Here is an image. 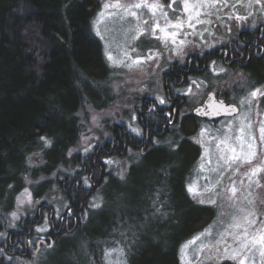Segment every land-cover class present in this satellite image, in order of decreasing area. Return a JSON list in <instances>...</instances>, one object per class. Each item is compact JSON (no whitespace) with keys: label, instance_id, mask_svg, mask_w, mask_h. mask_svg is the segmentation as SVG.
<instances>
[{"label":"rangeland","instance_id":"rangeland-1","mask_svg":"<svg viewBox=\"0 0 264 264\" xmlns=\"http://www.w3.org/2000/svg\"><path fill=\"white\" fill-rule=\"evenodd\" d=\"M99 1L100 9L93 18L91 30L99 40L110 68L107 79L110 97L108 100L102 98V106L83 98L77 111V139L56 162V158H53V164L44 168L47 163L44 147L28 155L26 172L19 176L18 187L13 190L7 209L6 203L0 209L4 214L0 229V234L4 235L0 236V241H5L9 231L17 232L20 229L31 232L29 238L40 237L41 240H35L40 244L35 252L28 253V257L18 260L16 264H129L126 251L111 240L100 244L92 252L80 235L67 242L64 238L62 240L65 242L53 247L60 226H54L56 230L53 232L50 219L53 215L56 219L60 218L57 212L62 216L69 213L70 201L63 190L67 176L74 174L81 161H86L90 156L93 164L102 167L101 156L98 157L97 153L98 145L109 140L112 130L118 125L124 126L128 132H132L131 128L142 132L136 108L143 98L153 99L157 103L159 98L166 99L165 78L170 75L173 66L187 64L191 56L203 55L230 38L237 37L239 30L264 23V0L261 3L256 0ZM133 12L135 15H131ZM236 16L245 19H236ZM149 56L153 59H148ZM137 60L140 62L134 63ZM249 72L233 64L218 62L211 64L209 71L202 76L195 77L189 73V78L182 82L184 84L172 87L179 89L177 93L182 98V118L192 112V108L205 98L210 89L228 93L230 99L241 107L236 117L200 122L191 137L200 146V152L196 168L187 180L186 190L195 202L212 206L214 216L203 230L182 244L179 252L182 264H240L241 259L245 264H264L260 244L253 250L254 254L243 251L235 261L218 259L221 256L230 257L234 249H239L241 241L236 237L243 239L245 231L249 239L264 235V133L261 132V128H264V95L258 94L250 104L241 103L250 99V93L256 89L264 93V82H250ZM194 79L203 83L199 88L193 86L192 92L185 95L190 81ZM100 95L104 96L102 92ZM241 128L245 129L243 133L240 132ZM224 140L227 143L218 148V142ZM160 141L156 139V144L162 143ZM162 141L170 143L171 137ZM50 143L45 139L43 146ZM89 145L92 147L86 152L85 148ZM231 148H235V153L230 151ZM141 153V150L130 148L125 155L101 157L104 163H111L104 164V176L102 172H94L92 176L96 184L102 177L107 176V180L110 175L119 179L122 176L121 183L129 184L126 176L131 165L137 164ZM233 155L237 159L229 160ZM253 169L261 171L249 179L248 174ZM93 184L88 179V185L93 187ZM106 186L102 193L112 195L116 191L115 185L110 183ZM189 186L195 189V193L188 191ZM232 187L237 189L235 195L231 192ZM25 189L31 193L32 204L19 203V200H26V196L22 195ZM103 200L99 189L90 198L88 206L95 209L92 212L93 220ZM123 201V197H118L103 209L117 218L124 211ZM93 202L99 207H92ZM76 208H70L72 214L77 211ZM88 211L86 208L84 213L87 215ZM12 212H16L18 218H14ZM171 214L175 217L177 210ZM28 217L34 219V225L28 223ZM169 220V215H164L158 227L166 225ZM147 223L142 226V232L148 227ZM43 227L47 230L37 231ZM84 228L85 232H91L90 225ZM138 237L144 238L142 233ZM142 245L133 244L132 250L141 252L143 248H138L145 247ZM112 249H122V252L113 251L111 256H106L105 253Z\"/></svg>","mask_w":264,"mask_h":264},{"label":"trees","instance_id":"trees-1","mask_svg":"<svg viewBox=\"0 0 264 264\" xmlns=\"http://www.w3.org/2000/svg\"><path fill=\"white\" fill-rule=\"evenodd\" d=\"M100 5L99 0H0V209L4 203L7 209L32 151L44 147L47 168L53 164L51 159L56 162L75 143L77 111L83 98L102 106V98L110 97V68L91 30ZM248 69L250 82H264L261 59L251 60ZM200 122L187 114L171 129L170 143L150 145L142 151L126 176L129 184L112 175L96 184L92 175L105 171L103 156L99 170L91 156L81 161L63 186L69 207L75 206L77 211L67 217L53 247L80 235L91 252L105 241H113L126 251L129 264H182V244L214 216L212 206L195 202L186 190L200 152L191 138ZM45 139L50 145L43 146ZM85 176L93 187L84 184ZM110 183L116 191L102 193ZM98 189L104 200L93 220L95 209L88 204ZM115 197H123L125 204L117 218L103 209ZM175 209L174 217L171 212ZM167 214L168 223L158 227ZM2 215L0 210V229ZM53 217L51 225L60 226L61 221ZM33 221L28 217L31 226ZM146 222L148 227L142 232ZM87 225L91 232H85ZM133 244L145 247L135 253Z\"/></svg>","mask_w":264,"mask_h":264},{"label":"flooded vegetation","instance_id":"flooded-vegetation-1","mask_svg":"<svg viewBox=\"0 0 264 264\" xmlns=\"http://www.w3.org/2000/svg\"><path fill=\"white\" fill-rule=\"evenodd\" d=\"M253 59H261L264 65V23H260L254 28L239 30L237 37L230 38L224 44L215 47L209 52H205L203 55L197 54L191 56L187 64H177V67L173 66L171 68L170 75L166 76L164 83L166 91L165 100L167 102L163 105H159L153 99L143 98L136 108L138 114L137 117L140 121V127L142 130L140 135L128 132L124 129V126L122 130L114 128L110 139L105 141L103 144L98 145V157H111L118 156L120 154L125 155L128 153L130 148L144 151L148 146L154 145L156 143V139L168 134L171 128L180 124L182 120V98H179L177 91L172 87L173 85L184 84L182 82H185L187 78H189V73L192 76L200 77L209 71L211 64H214L213 62L233 64L236 68H242L243 70L249 71L248 63ZM210 92H215L218 97H222L228 102L237 104V102L230 99L228 93H219L214 89H210L208 93ZM204 99L200 103H202ZM154 105L156 107L153 109ZM237 105L240 108V111L237 114L239 115L241 107L239 104ZM168 113H172V115L169 117L167 115ZM237 115L222 117L220 119L233 118ZM169 119L171 120L170 123L168 122ZM199 119L201 122H208L206 119ZM93 166L96 168L98 165L93 164ZM51 223L52 220L50 219V224ZM51 229L53 232L56 230L54 225H51ZM62 231L63 225H60L57 233H61ZM15 233L16 234L14 235L13 233L8 232L5 241H0V249L4 250L3 255L0 256L2 264H16L18 260L28 257V253L35 252L36 249L40 247V244L35 241L41 240L40 237L29 238L31 232L26 233L23 229H20ZM28 241H34V243L29 244L27 243ZM7 257H12V260L9 261Z\"/></svg>","mask_w":264,"mask_h":264},{"label":"snow or ice","instance_id":"snow-or-ice-1","mask_svg":"<svg viewBox=\"0 0 264 264\" xmlns=\"http://www.w3.org/2000/svg\"><path fill=\"white\" fill-rule=\"evenodd\" d=\"M256 2L257 3H261L262 0H256ZM135 7L139 8L140 5H135ZM131 15H135V13L133 12V13H131ZM249 15H251V13H249ZM236 19H245V17L236 16ZM157 27H159V25H157ZM138 35H139V33H138ZM148 59H153V57L152 56H149ZM139 62H140L139 60L134 61V63H139ZM213 63H215V62H213ZM220 71L223 72L224 69H220ZM202 83H203V81H197L195 79L194 80H191L190 83H189V87H188V89L186 90V92L184 94L185 95L190 94L192 92V87L193 86H195L196 88H199ZM176 91L179 93V89H177ZM258 94L264 95V93H261V90L260 89H256V90H254V91H252L250 93V99L242 100L241 103L242 104H250L251 101L254 100L257 97ZM166 102L167 101L164 98H159V100H158V103L159 104H165ZM220 103L223 104L222 101ZM155 107L156 106L154 105L153 106V109ZM227 107H228V109L230 111H233V112L236 111V108L234 106H232V105H228ZM167 115L170 117L172 115V113H168ZM168 122L170 123L171 120L169 119ZM249 127H250V125H249ZM244 130H245L244 128H241L240 129V132L243 133ZM131 131L134 132V133H136L137 135H140V131L137 128H131ZM261 132L264 133V128H261ZM41 139L44 140V137H41ZM225 143H227V140L220 141V142H218L217 147L219 148L221 144H225ZM248 146L251 147L250 144ZM91 147H92V145H89L88 148H85V151L86 152L89 151ZM230 151L232 153H235V148H231ZM69 154H71V150H70ZM253 155H254V153H253ZM228 159L229 160H235V159H237V157H235L233 155V156L229 157ZM105 163H111V161H105ZM260 171H261V169H253L252 172L250 174H248L249 175V179H251L253 176H255ZM121 179H123L122 176H121ZM84 184L86 186H89L90 187V185H88V178H85L84 179ZM188 191L190 193H195V189L193 187H191V186L188 187ZM236 191H237V189L235 187H232L231 188V192L233 193V195H235ZM22 195L26 196V200H19V198H18L19 203H21V204H23L25 202H27L28 204H32L33 203L32 199H31V193H29L27 189L24 190V193ZM211 202L214 203V201H211ZM36 203H39V201H36ZM92 207H99V204H96L95 202H93ZM156 211H160V209H156ZM68 212H69V215H71V209H70V207H68ZM11 215L14 218H18L16 212H12ZM57 215L61 219H63V216L59 212H57ZM248 215H253V213H249ZM250 223H254V221H251ZM236 226L238 227L239 225L237 224ZM46 230H47L46 227L37 229L38 232H44ZM3 235L4 234H0V236H3ZM236 239L239 240V241H241V243L239 245V249L238 250L237 249H234L233 250V254L230 257H227L226 258L224 256H221V257H218V259H220V260L227 259L229 261H235L240 256V253L243 252V251H247L249 253H253L254 254L253 250L256 249L257 244H260L262 246V250L260 251V256H261V258H264V235H260L258 238L253 237V238L249 239V234H248L247 231H245L244 234H243V239H241L240 236H237ZM193 242H195V241H193ZM27 243L32 244V243H34V241H28ZM49 247H51V245H49ZM113 251L122 252V249H112L111 251L106 252L105 255L106 256H111V253ZM224 251L227 252V248H225ZM3 252H4V250L3 249H0V256L3 255ZM7 259L9 261H11L12 260V257H7ZM0 264H2V261H0ZM240 264H245V262H244L243 259L240 260Z\"/></svg>","mask_w":264,"mask_h":264},{"label":"water","instance_id":"water-1","mask_svg":"<svg viewBox=\"0 0 264 264\" xmlns=\"http://www.w3.org/2000/svg\"><path fill=\"white\" fill-rule=\"evenodd\" d=\"M221 101L223 104L220 103ZM228 105L234 106L236 111H230ZM239 111L240 108L236 103L228 102L224 98L218 97L215 92H210L202 103L194 106L192 114L202 119L215 121L222 117L235 116Z\"/></svg>","mask_w":264,"mask_h":264},{"label":"bare ground","instance_id":"bare-ground-1","mask_svg":"<svg viewBox=\"0 0 264 264\" xmlns=\"http://www.w3.org/2000/svg\"><path fill=\"white\" fill-rule=\"evenodd\" d=\"M118 130H122L123 129V126L122 125H118V128H117ZM172 129V128H171ZM171 129H170V131H171ZM170 133V132H169ZM169 133L168 134H166V135H164L163 137H161V138H159L161 141L160 142H163L162 140L164 139V138H166V137H168V135H169ZM160 144V143H159ZM154 145H157L156 143L154 144ZM98 168H101V167H98ZM67 217H69V214L67 215V214H64L63 215V219H61V218H58V221L60 220L61 221V223H60V225H63L65 222H67ZM72 230H70V232H71Z\"/></svg>","mask_w":264,"mask_h":264}]
</instances>
